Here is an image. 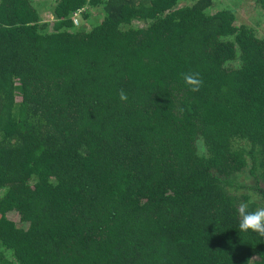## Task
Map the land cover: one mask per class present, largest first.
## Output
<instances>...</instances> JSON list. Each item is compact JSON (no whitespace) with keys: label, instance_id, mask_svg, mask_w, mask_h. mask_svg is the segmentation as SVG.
Listing matches in <instances>:
<instances>
[{"label":"trees","instance_id":"trees-1","mask_svg":"<svg viewBox=\"0 0 264 264\" xmlns=\"http://www.w3.org/2000/svg\"><path fill=\"white\" fill-rule=\"evenodd\" d=\"M49 1L0 0V264H264L237 215L264 207V37L213 0Z\"/></svg>","mask_w":264,"mask_h":264},{"label":"rangeland","instance_id":"rangeland-1","mask_svg":"<svg viewBox=\"0 0 264 264\" xmlns=\"http://www.w3.org/2000/svg\"><path fill=\"white\" fill-rule=\"evenodd\" d=\"M183 3L185 1L180 2V4ZM213 3V10L220 7L231 9L235 14L237 22L251 26L257 35L264 37V10L255 3V0H213ZM33 4L38 10L42 21L50 20L51 2L49 0H33ZM100 18V12L97 9H92L87 18H81L78 25L80 24V27L89 28L92 24L99 21ZM238 179L246 185L252 182L246 169L238 174Z\"/></svg>","mask_w":264,"mask_h":264},{"label":"clouds","instance_id":"clouds-1","mask_svg":"<svg viewBox=\"0 0 264 264\" xmlns=\"http://www.w3.org/2000/svg\"><path fill=\"white\" fill-rule=\"evenodd\" d=\"M182 79L185 85L192 92H198L203 84L199 73H182ZM121 102L128 100L127 93L121 89L118 93ZM238 228L241 232H253L264 238V207H257L255 210H249V203L241 202L237 207Z\"/></svg>","mask_w":264,"mask_h":264},{"label":"built area","instance_id":"built-area-1","mask_svg":"<svg viewBox=\"0 0 264 264\" xmlns=\"http://www.w3.org/2000/svg\"><path fill=\"white\" fill-rule=\"evenodd\" d=\"M86 7L87 6L84 5L72 13V20L75 25H78L79 21H81L82 12L85 10Z\"/></svg>","mask_w":264,"mask_h":264}]
</instances>
